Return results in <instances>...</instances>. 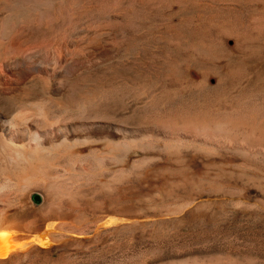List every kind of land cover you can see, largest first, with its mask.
Segmentation results:
<instances>
[{
  "label": "rangeland",
  "instance_id": "obj_1",
  "mask_svg": "<svg viewBox=\"0 0 264 264\" xmlns=\"http://www.w3.org/2000/svg\"><path fill=\"white\" fill-rule=\"evenodd\" d=\"M41 2L44 10L0 0L3 49L21 57L46 54L67 76L49 83L47 94L29 95L23 109L10 104L8 113L26 110L25 123L36 127L42 117L34 104L48 96L62 103L68 87L72 98L93 102L94 92H101L105 111L71 109L62 121L38 128L55 143L67 139L66 152L79 158L71 162L76 182L64 178L66 192L40 183L6 191L9 207L0 205V220L26 235L48 232V243L11 250L0 264H264L263 155L190 144L166 148L152 135L168 120L142 116L148 100L211 113L244 103L250 117L242 127L263 135L264 0ZM10 75L8 84L21 91ZM122 92L116 108L106 109ZM78 120L84 128L70 130ZM111 120L124 128L117 138H84L103 131L92 123ZM119 140L138 144L115 149L106 165L86 169L83 158ZM260 141L264 145V137ZM64 163L54 175L66 174Z\"/></svg>",
  "mask_w": 264,
  "mask_h": 264
},
{
  "label": "bare ground",
  "instance_id": "obj_2",
  "mask_svg": "<svg viewBox=\"0 0 264 264\" xmlns=\"http://www.w3.org/2000/svg\"><path fill=\"white\" fill-rule=\"evenodd\" d=\"M19 1H21L23 5H26L28 8H34L35 6H40V9L42 10L46 8V3H42L41 0ZM5 36L7 35L4 31L3 34L0 35V205H7V203L9 202V197L5 194L6 191L15 190L16 192V190H20L24 192V189L29 188L30 186L35 184L38 185V183L48 188L47 190L49 191H55L54 187H56L57 190H60V192H66V190H68V187L63 185V181L70 179L71 184H74L76 182L72 179L73 175L71 174L72 171L70 172V170L71 168H73L71 167V162H75V160H79V158L69 154V151L66 152V146L63 147V145L66 144V138L65 140L62 139L60 143H55L53 142L50 132L43 134L39 131L38 128L49 124V122L53 123L54 120L62 121L63 116L65 114L64 111L67 112L71 109H74L79 113L82 112L81 115L87 112L100 113L104 110V108L101 106L102 95L99 94L101 92H94V95H96L97 98L93 102L90 99L83 97H76L77 99L72 98L74 94V89L68 87L67 92H64L65 94L62 91V98L65 99L64 102L57 103V100L48 96V100L50 102L48 101L41 104H34L35 107H32V110L34 109L35 114L41 115L42 118L40 122L39 119L37 120L38 122L36 124V127L28 126L25 123L26 113H23L26 110L24 109L25 111L22 112L23 106L26 105L24 103V100L28 98L29 95H34V93L37 92L47 94L50 88L48 86L49 83L60 81L59 79L61 77H64L67 72L64 69L63 65H58V62L55 58L50 59V57L46 54L39 55L38 53L31 56L26 55L24 57H21L19 56L20 54H10L4 51L3 46ZM7 73L11 74L13 79L21 85V91L16 90L18 88V85L15 89L8 84L9 82L6 77ZM199 89H202V87ZM177 91L175 90L174 94H176ZM124 94L125 93L122 92L121 94H116L113 98H111V101L106 107V109H111L115 104H117V101H121L122 98H120L119 96L123 97L122 95ZM52 101L56 102V104L54 103L55 108L53 109L50 107ZM153 101L155 100H148L146 102L143 108L142 116L145 115V117H154L158 119L162 118L163 116L165 117V119L168 120L166 121L168 123L160 124V128L157 129L154 134L152 133V136H160L163 139L166 148L172 145H179L180 147V145L184 146L186 144H190L188 145V147L193 146L202 150H213L214 148H227L241 155H263L264 157V145H262L260 141V138L264 137V134L262 135L261 133L255 132L254 129L256 128H253L251 126L247 128L242 127V122H244L250 117L249 112H245L244 103L236 104V106L233 107L228 113H211L214 111L205 112L202 110H194L193 106L184 107L181 104L167 107L165 106L164 102ZM208 103L209 100L204 102V104ZM10 104H17V106H22L19 107L22 108L21 112L19 114L16 113V115L9 114L8 108ZM15 108L18 107L15 106ZM12 109H14V107ZM55 109L59 110L55 111ZM179 118H182L184 120L181 121L183 122V124L181 125L178 123L180 121L177 122V119ZM100 123H92L91 128H97L103 131L92 132V129H88L89 131H91L90 133L92 134H85L84 138L86 139L87 136L90 137L92 135L98 138H117L120 132H122V129H124L120 128V126L116 124L117 122L114 123V121L107 122V124H105L106 126ZM64 124H66V122ZM82 124L83 123L80 120H78V122H72L71 126H69L70 130L73 129L75 131V128L82 126ZM89 126L90 125H88V127ZM49 128L52 127L50 126ZM79 129L80 128H78L77 130ZM125 136L128 137L127 134ZM130 142L131 141L121 142L119 140L116 143H109L103 151H95V153H91L93 154V156L91 157L92 159L83 158L82 163L84 161V165L86 169H88V171H93L94 167L106 165L108 159L112 156V153L115 149H118L120 147L126 148L129 146ZM131 143L138 144V142ZM131 143L130 145H132ZM60 162H65L64 164H61V166H65V171L67 172L65 175L63 174L61 176H56L53 172L56 165ZM83 168L84 167H82V170ZM67 176L69 177L64 180V178H66ZM55 183L57 184V186H55ZM19 194L21 193L19 192ZM8 205L7 207H9ZM16 225L12 224L7 219L0 220V257L7 255L11 250L26 247L33 241L44 245L45 243H48V232H44L42 234L26 235ZM13 252L15 253L16 251ZM1 259L3 258H0V260Z\"/></svg>",
  "mask_w": 264,
  "mask_h": 264
}]
</instances>
